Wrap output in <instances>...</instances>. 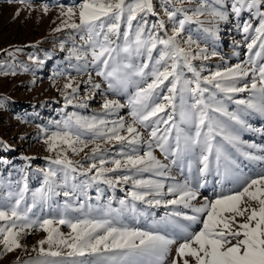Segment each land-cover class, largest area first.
Listing matches in <instances>:
<instances>
[{
  "label": "snow or ice",
  "instance_id": "1",
  "mask_svg": "<svg viewBox=\"0 0 264 264\" xmlns=\"http://www.w3.org/2000/svg\"><path fill=\"white\" fill-rule=\"evenodd\" d=\"M176 2L183 0H166L162 17L152 0H78L67 8L58 6L60 23L53 31L71 29L81 42L69 49L68 58L77 61L70 67L79 75L91 66L108 93L127 94V104L104 94L97 114H68L58 131L46 135L43 143L54 153L48 159L55 167L43 170L41 186L30 191L25 181L15 190L9 185L0 196V255L28 251L21 240L42 232L32 248L36 256L18 258V264H264V150L260 155L249 151L257 146L242 141L236 127L247 126L242 113L264 116V0H231L237 19L250 14L241 29L246 59L218 66L208 75H202L203 64L199 70L193 64L210 59L207 48L190 35L181 37L186 25L205 23L201 16L211 25L203 31L214 35L216 22L228 19V9L223 0H198L190 13L182 7L170 10ZM7 3L20 5L15 16L51 10L46 2L38 8L33 0ZM148 15L158 19L149 24ZM252 19L258 20L256 26ZM65 80L60 91L66 105L75 101L87 108L101 88L92 84L91 94L81 100L76 78L67 74ZM84 83L91 84V77ZM238 93H248V98L234 100L238 108L229 111L225 101ZM124 107L130 121L106 118ZM231 150L259 162V170L245 172ZM69 153L84 156L75 161ZM185 162L189 175L177 180L171 167L178 166L183 174ZM213 172L220 190L201 202L200 189ZM78 176L86 178L83 187L131 184V203L121 200V208L115 209L109 202L95 214L91 207L85 211L83 204L77 208L68 201L54 207L57 189L70 197L77 184L69 181ZM137 202L166 211L158 219L150 214L146 229L129 226L123 214H135Z\"/></svg>",
  "mask_w": 264,
  "mask_h": 264
},
{
  "label": "rangeland",
  "instance_id": "2",
  "mask_svg": "<svg viewBox=\"0 0 264 264\" xmlns=\"http://www.w3.org/2000/svg\"><path fill=\"white\" fill-rule=\"evenodd\" d=\"M42 2L51 6L47 15L40 11L28 12L26 10L22 11L19 16H15L14 13L20 5L0 0V182H2L0 196L7 191L9 185L15 190L18 183L22 186L25 181L30 191L41 186L43 170L50 166L55 167L50 164L48 159L54 153L46 150L43 140L46 135L59 130V126L62 125L68 114L76 113L81 116L97 114L104 94H107L109 99H116L121 104H127V94L108 93L106 83L101 77L96 76L95 70L91 66L79 75L73 67H70V65L77 64L74 58L69 59L68 57L69 49L74 45L79 46L81 43L78 34H75L71 29L60 32L53 31L60 23L58 6L63 4L67 8L76 4L78 0H33V6L38 8ZM152 2L154 9L162 17L163 8L161 6L166 3V0H152ZM197 2L198 0H183V3L170 4L169 8L171 10L173 7H182L190 13ZM230 4L231 0H223L224 8L228 9V19L216 22L214 35L203 31V28L211 26L207 16L200 17L202 21H205L203 25L193 22L185 26V32L181 39L186 40L190 35L200 47L207 48L210 56L207 61L193 62L198 70L203 64L202 75H208L218 66H230L246 59L247 48L241 29L242 21L249 20L250 14L244 12L237 19L231 13ZM163 18L166 19V17ZM146 19L151 24L158 19V16L148 15ZM251 23L256 26L258 20L252 19ZM170 28L169 24V31ZM212 52H215L216 55L212 56ZM13 72L16 74L12 75ZM3 73L8 74L4 75ZM60 73L70 74L76 78L79 84L76 95L81 100L91 94L92 84L101 85V88L95 91L94 99L87 101V108L79 107L75 101L73 104L66 105L60 91L66 80L65 75H60ZM185 76L191 78L192 74L185 71ZM89 77H91V84L84 83L89 80ZM218 97L222 98V94H218ZM246 98H248V93L235 94L233 101H225L226 107L229 111H234L238 108L234 100ZM179 103L178 98V106ZM241 115L247 125L243 128L236 126L241 140L257 146L256 149H249V151L256 155L262 154L261 150H264V116L254 112H245ZM120 117H123L126 122L130 121L127 107L119 109L106 118L111 121ZM42 129L45 131L42 132ZM231 151L245 172L259 170V162L247 161L234 150ZM155 154L163 160L158 150ZM69 156L75 161H80L84 153L79 155L69 153ZM90 162L84 161L85 165ZM192 174L195 175V172L193 171ZM148 175L144 174L143 178H147ZM171 175L177 180H183L184 176L189 175L187 163L185 162L183 174L178 166L173 165ZM85 179V177L78 176L76 181H69L70 186L73 183L77 184L76 191L70 197H65L63 190L58 188L57 191L60 192V195L52 198L53 206L62 207L68 201L77 208L83 204L85 211L91 207L95 214L97 210H103L109 202L115 209L121 208V200L131 203L130 197L127 196L131 184L109 187L106 184L94 182L91 186L83 187ZM219 179L215 172L207 176V185L200 189L201 197H198L201 202H203V197H212L214 191L220 190V184L217 183ZM225 184L228 187L231 186L227 181ZM68 190L71 191V187ZM165 211L163 207L149 208L148 205L137 202V212L135 214L125 212L123 222L129 226L146 229L153 219L150 214H155V218L158 219ZM141 212L147 215V220L144 215H140ZM72 215L75 216L78 213H72ZM62 231L67 233L69 229L62 227ZM43 236L42 232H35L22 239L21 243L27 245L28 251L17 249L14 252L0 255V264H18V258L27 260L30 257H35L36 253L32 251V248ZM86 259L90 260L93 257Z\"/></svg>",
  "mask_w": 264,
  "mask_h": 264
}]
</instances>
